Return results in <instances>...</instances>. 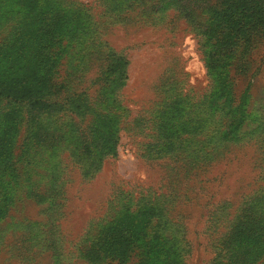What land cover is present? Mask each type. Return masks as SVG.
I'll list each match as a JSON object with an SVG mask.
<instances>
[{
	"label": "rangeland",
	"instance_id": "obj_1",
	"mask_svg": "<svg viewBox=\"0 0 264 264\" xmlns=\"http://www.w3.org/2000/svg\"><path fill=\"white\" fill-rule=\"evenodd\" d=\"M218 4L0 0V76L21 77L30 92L26 100L0 97V264H212L244 201L256 198L264 215V146L257 141L259 133L264 138V44L249 49L254 75L231 84L243 118L225 135L193 26L210 23ZM190 5L194 22L180 13ZM255 35L264 40V31ZM103 135L117 138L116 155L87 157L104 149ZM224 141V154L209 165L184 164L182 157L216 151ZM158 195L163 214L143 216L142 209L144 225H132L124 211L115 215L134 227L123 256L107 254L108 227L94 241L104 257L80 256L78 242L110 212L111 199L118 212L116 199L145 203L139 198ZM247 258L264 264V255Z\"/></svg>",
	"mask_w": 264,
	"mask_h": 264
},
{
	"label": "trees",
	"instance_id": "obj_2",
	"mask_svg": "<svg viewBox=\"0 0 264 264\" xmlns=\"http://www.w3.org/2000/svg\"><path fill=\"white\" fill-rule=\"evenodd\" d=\"M195 10L197 8L190 5L185 9H181L180 13H183L184 17L189 18L191 22H194L196 17ZM214 12L215 15L206 26L203 27L205 22L201 24L194 23L193 26L200 29V35L203 39L200 44L203 50L206 72L212 82L210 91L215 97L213 109V115L217 114L215 123L220 126V132L226 135V133H231L233 129H236L243 118V114L239 111L242 108L241 97L238 100L234 98V89L231 84H235V79L254 75L253 59L249 49L258 43L264 44V40L258 39L261 35H255L264 31V0H219L218 7ZM242 28L252 30V33L250 35H242ZM120 60H123L121 64H118L120 68L119 74L121 75L119 81L122 83V78L126 77L125 66L127 61L123 58ZM12 76H0V87L3 88H0V97L11 94L16 101L19 99L26 100L27 93L29 94L30 92L23 91L25 87L21 83L22 81H19L21 77L14 79L16 77L11 78ZM18 82L20 83L18 84ZM7 135L9 134L7 133ZM262 135V133L258 134L257 141H259V145L263 144L264 146ZM5 140L9 139L6 138ZM99 140L103 144L104 149L98 153L89 151L86 153L87 157H95L98 161H101L104 157L116 155L115 144L117 143V138L112 140L103 135ZM225 145L227 146L226 141L216 151L205 150V152H200L194 156L191 155L189 157L187 155L182 157V160L184 164L189 160L193 165L196 161V168L200 169L219 159L225 152L223 151ZM170 171L173 179L177 178L180 180L179 177L181 176L176 166L170 167ZM187 173L189 171L184 172L182 177L186 178L185 174ZM157 198L163 197L158 195L155 200L144 197L139 198L143 201L146 199L145 203L133 201L132 197L116 199L121 204L118 212L113 211L115 203L113 204L111 199L109 201L110 212L99 221L91 224L83 238L78 242L77 246L81 253L80 256L89 261H98L104 257V254L100 252L94 241L98 239L100 230L105 227H108V232H110L107 242L110 251L107 254L109 256L111 254L113 258L123 256L129 251V247L135 241L133 235L134 227L119 225L114 220L115 215L124 211L132 218V225H144V217L142 219L138 218L142 209H144L143 216L152 214L155 209L160 210L161 214H163L162 206H160V201ZM254 200L257 199L253 198L249 202L246 203L244 201L241 204L235 217L236 219H233L217 240L215 244V248H217L216 258H214L215 260L213 259L212 264H248L247 256L251 257L254 255L255 258L256 256L262 257L264 255V215L258 213L257 204L253 203ZM139 204L143 206H138ZM239 239L243 242L240 247H235L234 245ZM248 245H253L254 250H250L247 253Z\"/></svg>",
	"mask_w": 264,
	"mask_h": 264
}]
</instances>
